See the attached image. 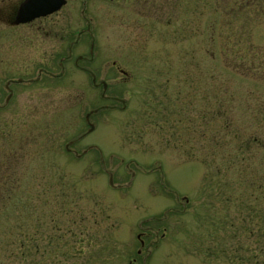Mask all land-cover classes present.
Segmentation results:
<instances>
[{"label":"rangeland","instance_id":"obj_1","mask_svg":"<svg viewBox=\"0 0 264 264\" xmlns=\"http://www.w3.org/2000/svg\"><path fill=\"white\" fill-rule=\"evenodd\" d=\"M217 1L202 0L203 10ZM228 10L213 29L206 13L203 26L184 27L178 8L176 23L155 14L147 28L101 18L90 70L124 107L103 100L76 67L63 81L40 83L41 108L26 87V160L19 187L0 200V264H264V61L243 59L264 47L234 43ZM91 49L88 41L72 48ZM25 52L42 54L44 67L54 55L59 73L67 46L43 35ZM114 61L127 71L125 83H116L124 75ZM104 103L118 107L90 115L94 129L73 146L96 147L80 158L61 150L58 171L40 168L32 135L57 132L63 144L85 132L86 112ZM184 104L186 111L175 110ZM177 111L189 129L202 122L197 134L178 125ZM51 118L53 131L44 129Z\"/></svg>","mask_w":264,"mask_h":264},{"label":"flooded vegetation","instance_id":"obj_2","mask_svg":"<svg viewBox=\"0 0 264 264\" xmlns=\"http://www.w3.org/2000/svg\"><path fill=\"white\" fill-rule=\"evenodd\" d=\"M23 1L0 0V191L3 193V195L0 193V200L3 199V196L9 199L11 192L15 191L19 187L18 183L21 182L20 176L16 173L23 172L26 160L27 140L25 134L20 132L26 120V117L21 116L22 110L28 107L25 101L26 87L33 88L36 94L38 89H42L43 84L40 83L44 81L47 83L48 81H63L64 78L69 77L70 67H76L90 75L91 85L101 87L100 97L103 100H120L123 107L125 106L124 99L117 95H106L105 92L109 83L103 79L97 81L96 74L90 70V66L96 62L99 56L94 52V46L97 35L95 29L100 28L101 18L109 16L116 19L119 22V27H122L123 23H127L134 28H147L156 20L155 14L158 17L157 20L161 18L165 20V25L176 23L178 18L172 15V12L174 13L178 8L181 10L180 13L185 15L181 20L184 27L192 24L193 27L203 26V14L206 13V18L209 17L210 21H203V23L208 24L205 26L207 29H213L217 13L223 9L229 13L230 4V27L235 34L233 36L235 38L233 39L234 43H244L248 48H255L251 46L252 43L259 46L260 49L264 47V0H228L230 2L226 1V4L220 0L206 5L205 8L208 9L206 11L203 10L202 0H195L193 4H191L192 2L189 3L190 0H63L60 7L49 14L35 17L26 22H16L17 11ZM181 5L184 6V9L179 8ZM237 19H241L242 26L236 25ZM120 30L121 28L118 31ZM43 35L50 38L57 45L67 46L66 54H61L56 62V65L60 67L59 73L53 72L54 55L50 59L45 58L48 63L44 67L42 54L27 55L25 52L28 44L38 48L42 44ZM86 41L89 45L91 44L93 51L91 49L88 53L82 52L74 55L72 50L74 44ZM247 47L246 50H248ZM246 54L247 56L243 58L245 61H251V63L258 60L264 61V54L261 52L250 54L248 52ZM101 55L105 56V54ZM112 65L124 75L121 80L118 78L116 83L128 81L127 71L115 61ZM233 67L234 70H237L236 66ZM35 70L36 74L33 76L32 73ZM43 73L46 80L42 76ZM35 101L36 106L41 108L43 103L41 94L35 95ZM12 107L18 109L14 113L15 115L11 113ZM117 107L116 103H104L88 112L92 115L100 110ZM186 108L188 107L184 104L179 105L175 110L179 109L178 111L181 112L180 110L186 111ZM178 111V121H180L178 125L182 126L184 124L183 129L185 131L189 130L190 135L197 134L202 122H197L196 126L189 129L187 126H190L191 123L189 122L186 125L187 118L182 117L181 119ZM211 112L216 113L217 108H211ZM86 114L87 130L77 137L63 142V144V135L57 132H40L32 135V139L37 142L38 146L37 159L40 161V166L38 165L40 168L47 167L46 169L50 172L58 171L59 165L55 163L54 155H58L61 150L67 158L72 156L80 158L87 154L88 149L96 147L95 145H89L88 149H83L80 153L73 147L79 144L86 133L92 131L95 127V124L90 121V116L88 120L86 119ZM196 116H201V113L198 114L196 111ZM42 120L43 118L39 117V122H34L40 131ZM91 123L93 124L92 129H90L92 127ZM47 124L49 127L47 126L44 129L50 128L51 131L55 129L56 125L58 126L55 118H51L50 123L47 122ZM158 128L160 129L159 125ZM186 141L187 137L183 139V142L182 140L180 142L184 144ZM98 159L101 160L100 150H98ZM87 167H90V165ZM50 184V187H53V184ZM42 186V179H40L39 187Z\"/></svg>","mask_w":264,"mask_h":264},{"label":"water","instance_id":"obj_3","mask_svg":"<svg viewBox=\"0 0 264 264\" xmlns=\"http://www.w3.org/2000/svg\"><path fill=\"white\" fill-rule=\"evenodd\" d=\"M62 2L63 0H24L18 8L16 22H26L34 19L35 17L49 14L58 9ZM89 116L90 112L86 114L87 120L89 119ZM91 126L92 127L90 129L93 128L92 123ZM109 181L112 184L111 174Z\"/></svg>","mask_w":264,"mask_h":264}]
</instances>
